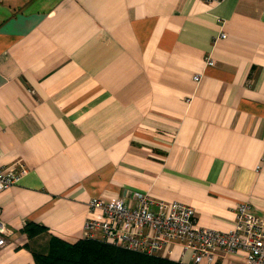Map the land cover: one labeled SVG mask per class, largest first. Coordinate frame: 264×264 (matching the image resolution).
Here are the masks:
<instances>
[{
    "label": "crops",
    "instance_id": "0c3cea01",
    "mask_svg": "<svg viewBox=\"0 0 264 264\" xmlns=\"http://www.w3.org/2000/svg\"><path fill=\"white\" fill-rule=\"evenodd\" d=\"M18 162L0 264L83 238L93 196L181 201L220 231L241 202L264 218V0H0V168Z\"/></svg>",
    "mask_w": 264,
    "mask_h": 264
},
{
    "label": "built area",
    "instance_id": "2783aa9c",
    "mask_svg": "<svg viewBox=\"0 0 264 264\" xmlns=\"http://www.w3.org/2000/svg\"><path fill=\"white\" fill-rule=\"evenodd\" d=\"M220 2L222 0H205ZM220 37H226L221 32ZM212 65V58L207 59ZM200 74L194 76L199 80ZM27 171L22 162L0 168V192L15 184ZM134 203L116 197L104 200L93 196L88 202L83 238L99 239L131 250L170 256L172 244L182 246V256L191 252L193 264L211 263L219 248L246 250L245 260L237 264H264V218L248 202L237 207L236 225L226 231L201 227L196 223L192 205L173 200L154 199L144 192H135ZM11 229L1 218L0 248L7 242Z\"/></svg>",
    "mask_w": 264,
    "mask_h": 264
},
{
    "label": "trees",
    "instance_id": "16d2710c",
    "mask_svg": "<svg viewBox=\"0 0 264 264\" xmlns=\"http://www.w3.org/2000/svg\"><path fill=\"white\" fill-rule=\"evenodd\" d=\"M23 231L29 237H35L45 233L47 227L35 221H28ZM32 252L35 264H192L93 238L68 242L51 235L46 247L32 249Z\"/></svg>",
    "mask_w": 264,
    "mask_h": 264
}]
</instances>
